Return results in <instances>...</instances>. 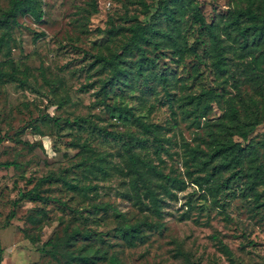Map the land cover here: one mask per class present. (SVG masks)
Instances as JSON below:
<instances>
[{
  "label": "rangeland",
  "instance_id": "rangeland-1",
  "mask_svg": "<svg viewBox=\"0 0 264 264\" xmlns=\"http://www.w3.org/2000/svg\"><path fill=\"white\" fill-rule=\"evenodd\" d=\"M13 1L0 0V16ZM183 1L175 23L162 6L172 10V0H25L10 32L0 28V162L13 164L0 167V264H87L79 254L100 258L92 264H111V257L115 264H264V44L249 55L230 25L241 8L264 14V0ZM193 6L217 26L223 71L210 36L191 18ZM137 20L156 26L143 46L155 60L146 74L157 77L150 88L140 85L135 49L120 63L133 73L130 85L114 88L107 102L132 107L170 139L162 160L153 136L102 99V81L112 70L102 58L125 47ZM175 24L183 56L170 40ZM105 129L142 138L136 151L163 174L143 168L161 214L143 183L135 184L123 144ZM214 138L247 144L249 151L241 171L220 177L217 197L188 182L185 149L186 143L209 148ZM257 167L263 175L255 193L250 182ZM47 176L39 192L61 202L23 200L3 227L14 201ZM136 224L141 230L133 237L121 232ZM75 230L91 236L71 237Z\"/></svg>",
  "mask_w": 264,
  "mask_h": 264
},
{
  "label": "trees",
  "instance_id": "trees-1",
  "mask_svg": "<svg viewBox=\"0 0 264 264\" xmlns=\"http://www.w3.org/2000/svg\"><path fill=\"white\" fill-rule=\"evenodd\" d=\"M24 1L25 0L13 1L11 8L6 10L0 16V28L5 29L7 33H9L13 28V24L16 23L17 15L24 4ZM31 1L33 2V0ZM172 1L174 2L172 10L168 9V6L165 2H162V6L165 7L164 15L169 20L178 23L177 16L181 13V11L183 12L181 14H184L185 3L183 0ZM190 15L195 22L199 23L200 28L205 29L207 34L210 36L218 68L223 71L225 46L222 45L221 38L216 31L217 26L206 21L198 6H193L191 8ZM147 18L150 19V16L147 15ZM243 21L249 22L250 24L242 27ZM230 25H234V27L239 30V33L241 35L239 47L243 51H249L247 52L249 55L251 47H261V45L264 44V14L254 12L252 9L241 8L236 10L235 17ZM155 29L156 26L151 22V20H148L146 22L137 20L134 26H132V36L125 47L111 58H102L107 64L111 65L112 70L110 75L102 81L101 90L104 92V96L102 99L106 107H108L111 112L125 116H132L141 126L144 133L151 134L153 136L155 154L160 160H162V152L166 151L165 143H170V139L160 138L156 129L157 126L149 124L142 120L140 117L136 116L132 107L121 104L110 105L107 102L109 93L114 88L125 90V88L130 85L131 80L133 79V73L129 70H124L120 66V63L125 61L126 55H128L129 53H134L135 49L139 52V58L136 61V69L134 74L138 76L140 85L144 86V88L151 87V83L154 81V79H156L157 76L156 74L147 75L146 70L155 68V60L147 56L146 49L143 46V43H149L151 41L150 37L151 34L156 31ZM174 29L177 31V36L172 37L170 40L173 41L172 45L175 47V50L178 51L179 55L183 56L186 49L182 45V43L179 42L178 39H176V37H179L181 34L180 27L175 24ZM189 52L195 54L197 53L193 47L189 49ZM97 59H100L99 56L97 57ZM161 80L166 81L167 79L164 76H161ZM232 113L233 115L236 113L235 109H232ZM260 124V120L255 121L252 126L246 132H244V137L247 138L248 134L254 131L255 128ZM105 135L123 144L124 151L127 155L131 170L135 174V184L138 185L139 181L143 183L144 187L146 188V192L150 197L153 210L157 214H161L162 209L160 206V200L157 196L156 191L152 188L150 180L146 178L143 168L147 167L155 175L161 177L163 176V174L162 172L157 170L156 166L149 163L136 151V148L141 143L142 138L138 137L135 133H132L130 131L106 129ZM214 141L215 142H212L209 148H202L200 145L193 146L190 143H186L185 149L188 155L186 165H192V169L188 168L187 171L188 182L195 184L198 188L204 190L206 195L210 194L217 197V195H219L220 193V189L223 188L224 183L220 182V177L226 171L235 170L237 168L241 171L244 168L245 157L248 155L249 151L247 148V144L243 145L241 142H235L233 140H222L220 138H214ZM1 142L2 141L0 139V143ZM88 163V161H85L84 166L87 167L89 165ZM12 165L13 164L11 162H0V167H10ZM238 174L239 172H235L231 175H233L232 177H235ZM262 175L263 174L261 167H257L254 169L253 178L250 182L252 190H254L257 179ZM49 178L50 177L48 176L46 178H41L35 184L34 188L25 192L20 196L19 199L14 201L13 208L6 216L3 227L7 228L11 225L12 220L16 217L17 208L23 200H41L43 202L54 200L57 202H61L57 198L44 196L39 192V186L41 185V183ZM179 183L183 185L186 184V182L182 180H180ZM183 188L184 187H182L181 189ZM166 191L169 194H172V192L168 188H166ZM254 191L256 193V190ZM140 230L141 224L121 228V232L125 236H127V233H129L132 237L134 236L135 232ZM78 236L89 238L91 236V233L90 231L83 232L81 230H75L71 234V237ZM45 245L53 246L55 248L57 247V244L53 243L52 240L46 241ZM1 252L2 249L0 248V253ZM76 259L80 261V263L92 264L100 258H90L87 255L79 254ZM115 263H117V259L115 257H111V264Z\"/></svg>",
  "mask_w": 264,
  "mask_h": 264
}]
</instances>
